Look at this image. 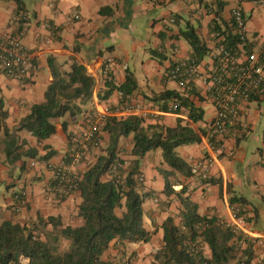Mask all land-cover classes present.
Segmentation results:
<instances>
[{
  "label": "crops",
  "instance_id": "crops-1",
  "mask_svg": "<svg viewBox=\"0 0 264 264\" xmlns=\"http://www.w3.org/2000/svg\"><path fill=\"white\" fill-rule=\"evenodd\" d=\"M22 3L24 9L20 10L17 21V2L0 0V33H19L32 61L31 73L24 79H12L0 72L1 94L9 113L7 124L10 128L29 113L33 104L43 101L45 89L52 81L48 60L51 59L62 70H69L76 60L94 79L92 95L83 104V112L97 110L105 116L118 117L136 114L143 116L147 123L155 122L158 117L160 123L170 127L175 126L179 119L190 123L200 134V141L179 146V156L190 165L201 157L210 156L213 164L206 177L193 167L190 176L178 174L179 182L173 183L172 188L180 191L185 186L186 194L197 204L199 214L214 215L226 224L233 222V208L244 207V212L246 209V215L251 219L247 223L249 230L264 237V97H255L240 107L238 118L219 141L220 149L216 153L201 134V129H205L215 114L202 81L204 71L212 63L210 53L199 63L194 80L202 99L190 95L195 105L203 109L201 120L192 122L187 110L162 111L160 103L148 99L165 89L180 90L167 78L166 71L175 58L191 57L186 41L177 37L186 22L194 26L211 51L214 20L224 27L230 21L231 8L239 7L244 15L249 46L264 45V0H22ZM102 7L113 11L102 14ZM74 14L78 17L75 18ZM171 18L174 22H170ZM20 20L24 21L23 24ZM108 57L112 58L111 74L116 85L125 81L127 70L136 80L137 89L122 103L121 94L116 89L108 97L104 96L103 65ZM126 102L140 107L122 110ZM81 118L79 115L78 121ZM65 121H68V116L53 119L55 133L41 146L38 145L41 153L46 151L42 148L44 145L56 151L49 159L53 164L63 161L69 147L67 133L62 128ZM76 123L72 122L67 127L72 134ZM258 126L261 135L256 134ZM19 135L29 140L31 145H36L34 137L27 131L21 130ZM101 135L105 142L107 134ZM130 138L122 139L121 157H129ZM99 153V149L90 148L84 159L71 162L70 168L77 173L82 172ZM19 164L16 162L11 171L0 163V183H4L2 197L6 207L21 221L34 219L40 213L45 217L59 215L64 224L79 225L80 219L76 217L80 202L78 192L58 198L53 193L52 172L42 161H37L33 168L27 166L17 179ZM160 169H170L163 162L160 149L151 150L141 158L139 174L142 188L151 193V197H146L143 202L144 220L152 235L146 243H132L139 262L152 248L161 244L160 226L168 214L178 211L180 205L175 195L166 197L163 193L164 178ZM19 192L24 196L22 202H18L16 196ZM233 197H239L245 203L231 205L230 198ZM204 248L205 254L209 255L207 245ZM254 250L255 259L257 249ZM115 251L119 252V249ZM117 259L124 260L120 256Z\"/></svg>",
  "mask_w": 264,
  "mask_h": 264
},
{
  "label": "trees",
  "instance_id": "trees-1",
  "mask_svg": "<svg viewBox=\"0 0 264 264\" xmlns=\"http://www.w3.org/2000/svg\"><path fill=\"white\" fill-rule=\"evenodd\" d=\"M15 1L18 6L15 16H19L20 10L24 9L23 3L22 0ZM112 11L109 7L100 9L102 14H111ZM214 30L224 34L228 45H235L239 40L231 21L222 27L214 20L211 32ZM177 37L186 41L191 58L197 65L210 53L189 22L179 30ZM48 63L52 81L45 89L43 101L33 104L29 113L12 128L7 124L9 113L0 88V161L11 171L16 162H20L17 179L26 170L29 159L45 162L46 165L56 153L45 145L42 148L46 151L41 153L38 145L41 146L45 139L55 133L53 119L64 116H68L62 128L67 133L69 147L64 153L63 162L70 166L73 160V134L67 127L72 122H78L79 115L85 113L83 104L92 95L94 79L81 63L73 60L69 70H62L51 59ZM111 73L105 76L104 96L108 97L116 89L121 94L122 103L137 89L136 80L127 70L125 81L116 85ZM190 84V88L165 89L148 99L160 103L162 111L168 110L170 102L177 103L180 107L177 111L187 110L189 119L197 122L203 118V109L195 105L190 95L199 100L202 97L194 82ZM21 130L34 137L35 146L19 135ZM102 133L107 134L105 142ZM204 133L205 129L202 128L201 134ZM95 136L92 142L86 144V148H97L100 153L85 170L78 173L79 179L72 191L78 192L80 198L76 211L80 224H64L59 215L45 217L40 213L34 219L25 221L4 218L0 222V264H112L108 258L112 246L120 249L126 243L148 242L152 234L145 227L143 202L146 197H151V193L142 188L139 167L141 158L155 149L161 150L163 162L170 168L159 170L164 178L163 193L166 197L175 195L180 205L178 211L168 214L160 226L162 240L159 246L152 249L151 264H254L255 250L248 236L236 232L214 215L199 214L198 206L186 194L185 186L180 191L172 188L173 183L179 182L178 174H193L192 166L177 152L181 145L200 141V134L190 123L179 119L175 126L170 127L160 123L158 117L155 122L147 123L143 116L136 114L121 117L106 115L101 119L99 133ZM129 137V164L118 167L123 150L122 139ZM209 141L213 148H218L221 143L215 139ZM52 185H56V181ZM54 189L53 193L58 198L64 197V193ZM16 196L18 202L24 199L22 192ZM236 202H240V205L245 203L239 197L230 198L231 205ZM243 208L239 206L236 215L247 224L251 219ZM64 240H68V245L63 246ZM205 245L210 250L209 255L204 252Z\"/></svg>",
  "mask_w": 264,
  "mask_h": 264
},
{
  "label": "built area",
  "instance_id": "built-area-1",
  "mask_svg": "<svg viewBox=\"0 0 264 264\" xmlns=\"http://www.w3.org/2000/svg\"><path fill=\"white\" fill-rule=\"evenodd\" d=\"M77 18L78 15L74 14ZM17 21L19 16H17ZM230 21L238 35V42L235 45L226 44V39L221 31L211 32L213 48L210 51L212 63L203 74V84L206 94L209 95L215 108L213 120L205 127L203 136L214 153L219 151L213 148L210 141H220L231 124L238 118L240 107L255 97H264V45L252 46L248 44L245 32V19L239 7L230 10ZM170 22H174L171 18ZM21 34V31H20ZM248 46V47H247ZM174 64H170L166 71L169 80L175 82L180 89L190 88L198 75V65L190 58H175ZM112 58L108 57L103 65L104 75L112 72ZM0 69L12 79L21 80L28 77L32 69L30 56L21 42L19 33H0ZM139 104L124 103L122 110L139 109ZM180 107L177 103L170 102L168 111L176 112ZM105 116L103 112L90 110L82 115L75 125L72 144V162H78L87 153L86 144L92 142L99 133L101 119ZM95 145H97L95 143ZM129 157H121L118 167H125L129 164ZM213 158L210 156L201 157L192 162L193 169H197L202 177H206ZM30 166H35L34 160L29 161ZM52 172L54 191L69 194L77 185L79 175L63 161L58 164L46 163ZM142 180V177H139ZM156 201V198L154 199ZM237 209L233 210V222L228 226L236 232L248 236L253 247L257 249L254 264H264V237L253 234L242 217L236 215Z\"/></svg>",
  "mask_w": 264,
  "mask_h": 264
},
{
  "label": "rangeland",
  "instance_id": "rangeland-1",
  "mask_svg": "<svg viewBox=\"0 0 264 264\" xmlns=\"http://www.w3.org/2000/svg\"><path fill=\"white\" fill-rule=\"evenodd\" d=\"M258 129H259V126H258ZM256 134L261 135V130L259 129L258 132H256ZM29 161H30V159L28 160V162ZM0 163H1V161H0ZM27 166L29 168L35 167V166H30L29 164ZM3 187H4V183H0V222L4 218H7V216H8V218L18 220L17 214L14 213L13 211H11V209L7 208L4 201H3V197H2V194L4 192ZM157 202H158V200H157ZM157 202H155V203H157ZM66 245H68V240H64L63 246H66ZM134 248H135V246L132 243H126V247L120 248L119 252H117V251H115L116 247L112 246L108 251V258L110 259L112 264H135L136 262H138V264H151V262L153 260V254H152L153 248L151 249L150 252H148L145 256H143V258L140 260V262L138 261L139 257L137 256ZM154 248H156V247H154ZM148 255L150 258H147ZM119 256L122 257L124 260L122 261L120 259H117V258H119Z\"/></svg>",
  "mask_w": 264,
  "mask_h": 264
}]
</instances>
